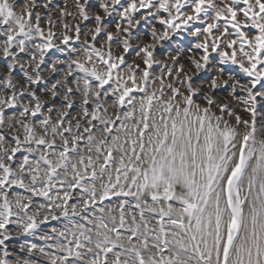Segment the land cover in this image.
Here are the masks:
<instances>
[{
  "label": "snow or ice",
  "instance_id": "1",
  "mask_svg": "<svg viewBox=\"0 0 264 264\" xmlns=\"http://www.w3.org/2000/svg\"><path fill=\"white\" fill-rule=\"evenodd\" d=\"M0 264H264V0H0Z\"/></svg>",
  "mask_w": 264,
  "mask_h": 264
},
{
  "label": "rangeland",
  "instance_id": "2",
  "mask_svg": "<svg viewBox=\"0 0 264 264\" xmlns=\"http://www.w3.org/2000/svg\"><path fill=\"white\" fill-rule=\"evenodd\" d=\"M71 2H72V0H68L69 5H71ZM188 42H189V41H188V38H186L184 41H182V43H184L185 45H187ZM29 239H33L34 242L40 243V241L35 240V238H31V237H29Z\"/></svg>",
  "mask_w": 264,
  "mask_h": 264
}]
</instances>
